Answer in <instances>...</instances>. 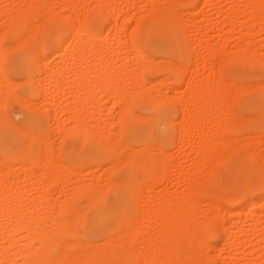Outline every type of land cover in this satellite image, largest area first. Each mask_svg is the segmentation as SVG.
<instances>
[{
	"label": "bare ground",
	"instance_id": "obj_1",
	"mask_svg": "<svg viewBox=\"0 0 264 264\" xmlns=\"http://www.w3.org/2000/svg\"><path fill=\"white\" fill-rule=\"evenodd\" d=\"M1 1L4 2L5 0ZM23 1H25V3ZM23 1L22 2L25 4L24 10L17 9L16 7L18 6L16 5H9L12 6L11 8L7 6L8 10L4 9L6 6H3L4 8L0 6V28H6V33L12 32V36L9 35L11 36L9 39H12V43L14 41L13 44L15 46L13 45L12 47L16 48L21 38L24 36V38L28 39L21 42H23L24 45L28 42L27 44L29 46L26 45L30 48L31 45L29 43L38 39L36 34L39 32V28L37 27L38 30L35 28L37 32L34 30V27H36L34 25L35 20H40V23L43 22V25H40L44 27L46 22L59 24L60 17L62 19L65 18L63 20H66L72 34L69 32L63 37L55 38L54 41L56 42L49 53L52 58L50 61H48L50 58L48 59V55L44 52L39 53V56H36L37 54L34 55L36 57L31 56V53L29 57V51L27 50V52L24 53L28 56L24 59L23 75L36 95H42L50 101H48V106L50 107L56 104L53 94H55L57 90L63 91L67 98L63 104H61V106L63 105L62 110H64L62 112L63 115L68 117L66 120L64 119L62 127L58 129L59 139H62L63 142L73 140L80 147L89 146L91 150H89L88 153H83L84 155L78 158H72L70 151L65 153L63 149H60L61 147L55 149L49 142L50 140L48 139L47 132H44L41 119L31 114L29 117L27 116L29 119H26L25 122L37 124L35 128L28 129L19 126V133H5L4 124L6 123H4L5 118L3 117L5 93L4 91H0V199L4 202V199L11 198L12 202H14L13 206L10 204L12 208L9 210L3 209L5 210L3 212L1 211L3 217H0V264L4 262L5 264H176V262L179 261L181 263L185 261L188 264H208L209 259L202 251L206 253V250L211 249H209V247H212L209 242L213 239L212 237L215 236L216 222H221L220 226L222 227V219L225 224L220 230L223 231L224 229V244L219 250L220 253L228 252V250H232V248L236 249L239 243L242 245V243L247 242L248 244V242L252 243L256 238H260L261 241H256V247L263 249V252L259 254V263L257 264H264V219L256 217L259 220H254L253 218V211L258 207L261 212L264 213V203L259 206L261 201L264 202V195L255 198L247 194V192L253 188H264V162L262 163L264 158L261 157L260 152L259 154L254 153L253 155L252 153L254 150L253 152L248 151L243 154L238 153L240 150L237 148L238 144L239 146L240 144L243 146V139L241 140L243 143L236 142L235 140L240 136H238V138L233 136L235 139H232H234L237 144L236 146L234 141L229 139L226 135L237 133L236 130L239 128L237 125L239 120H236L235 117H238V119L240 118V121L242 118L244 121L245 117L238 112L236 113V111L232 109V106L228 108V106H224V102L223 105L221 102H218V97H220L218 96L220 94H218V92L220 89H225L226 98L222 99L224 95L221 96V99L225 101L230 99L236 102L242 94H257V97L263 98V103L247 102L246 106L254 108L252 116L250 115L249 119L246 121H249V124L250 120L252 121L251 126L254 125L256 131L260 132L261 139H258V141L261 140L262 142L260 141V143L264 145V84H261V86L258 83V86L254 85V87H252V85L244 86L245 84H241L244 88L240 86V84H234V86L237 87H235L237 90H234L233 88H228L227 83L229 81L227 82L224 78V74L231 69L235 71L237 68H241L250 71L251 68L264 63L262 60L263 57L261 56L262 59H260L259 54L256 56L257 54L254 53L256 54L254 55L243 45V47L240 45L238 50L231 54H228L223 47L218 50L214 49V51L210 50L208 53L212 52V57L208 59L209 61L207 59V61H204L203 59L202 68L206 69L205 67L207 65H205V62H210V59L213 60L215 57L218 59L217 57H219L220 63H217L219 64V66L217 65L219 68L218 72L220 73H218L219 79H216L217 82L211 81L213 83L215 82L213 85L211 84L212 86L208 85L206 81L209 77L203 76L198 79V74L196 72H199L201 68H199L200 65H197L198 67L194 66V70L191 71L190 75L191 81H188L189 84L186 86L181 98L178 94L184 85V72L187 70L186 67L192 64L193 58L195 57H193L194 54H192V51H189V48L179 47L178 44H176V41H186L181 40L180 37L185 27L187 29V26H185L186 20L181 14L183 10H180L181 1L184 2V0H164L163 2L161 0H147V7L150 8L148 10V18L142 20L138 18V22L136 21V25L134 24L132 29L127 27L129 25H126L128 23L127 19L123 21L126 23L121 26L122 28L119 30L121 33L119 34L117 32L121 35L117 43L119 44L120 41H122V43L123 41H131L130 51L123 57L117 55L118 57L116 59H120L119 62L121 63L127 61L131 63V65L126 66L124 64L125 67L121 65V67H123L122 69L118 67V64L116 66L113 60L111 62L110 58H106V56L100 52H98L99 54L97 55L94 53L92 63L86 60L90 62V64H86L87 62L84 63V60H82V58L88 55H85L87 51H84L82 48L83 45L86 47L85 41H101L104 36H110L114 29L118 31V28H120L118 27L119 18L116 15L117 12H115V9L120 3H116L115 0V4L112 3L113 0H94L100 3H96L93 7L99 12L100 19L105 26L108 25V28L105 30L96 31L91 28V13L89 9L93 7L91 6L90 8L88 6L91 1V4H93V0L88 1V3H86L87 5L83 4V8L85 5L89 7H86L88 10L86 9L85 12H83L84 14L82 13L84 9L81 10L82 6L79 7L80 4L78 5V2L75 6H73L74 4L72 6L65 5L71 14L75 15L67 17L53 11L52 13H50L51 11L49 12L51 16L50 14L47 15L46 12L48 11H46L43 6L44 0ZM45 1L47 2V0ZM130 1L131 0H125L124 2ZM185 1V3H182L183 6L186 4L188 7L190 6V8L193 7V9H190L191 12L189 11V13H187L189 15H186V17L196 22L195 31L198 32L202 24L197 26V23L204 21L206 16L204 8L207 7L205 6L211 2L213 3L215 0ZM238 1H247L245 2V7L241 8V10L243 9L242 11L232 5L234 7L230 6L228 9H220V13L231 17V15L234 14V9H238L241 11V15L238 14L239 16H248V19H246L247 21L244 22V26L242 24V27L251 30L258 24H255L256 18L262 19L261 16H258V13L261 12L264 0H236V2ZM46 2L45 4L48 6ZM61 2L64 3L62 0ZM230 2L231 1H229V3ZM70 4L72 3L70 2ZM221 5L222 4H220V6ZM225 7L226 6H224V8ZM81 14H83V17L80 20ZM235 14L237 15V13ZM5 16H7L10 21H4L6 18ZM49 16L51 18H48ZM237 22L239 21L228 18L224 23V26H226L228 30H223V34L220 36L223 41H227L228 38H230L226 36L228 35L226 33H234L236 31V28H238ZM201 29L203 30V28ZM185 31L187 32L188 30ZM3 33L4 35L0 37L1 43L7 35L5 32ZM28 33L32 35H28ZM126 33L128 35H126ZM38 34H40V32ZM187 34L186 36L189 37ZM195 34L193 35L195 36ZM123 35L127 36L128 40L123 39ZM20 36L22 37L20 38ZM250 36L252 37V34L248 33L246 37L250 39ZM242 38H238L236 41H241L240 43L244 44ZM16 41L18 44L15 43ZM65 41H72L73 46H78V48L72 49L76 51L70 53L71 50L69 46L65 47L64 45L66 44ZM82 41L85 43L83 44ZM114 41H117V39ZM145 41H164L166 44L164 48V55L166 58L156 63V58L143 49ZM200 41H211V39L203 40L202 38ZM12 43L9 45H12ZM120 45L122 44H119V46ZM247 46H249V44H247ZM19 47L20 45L17 48ZM5 49L0 52V86H4V81H7V83L10 81L7 78L5 70V65L8 63V52L10 53V51H6L10 48L6 51ZM250 52L253 55H250ZM213 62L214 64L216 63L215 61ZM196 63L194 65H196ZM60 64H66L67 66L64 73L58 75L56 67ZM154 70H160L167 74L165 80L170 84L167 89L169 91L168 93L171 95H161L162 90H160L159 87L162 89L163 86L161 85L163 83L167 85L166 82L162 81V84H160V82L154 83L153 80L152 82L147 77V75ZM162 72L160 73L162 74ZM233 73L234 72L231 73V75H233L231 77L235 80L240 79L248 81L253 78L249 73H239L237 75ZM37 75L40 79L39 83H42V85L38 84V86H35L36 83H33L37 80ZM72 83L74 87L78 89L77 92L83 97V100L85 97V99L91 101L94 107L98 105L95 99L97 91L98 94L101 93L103 96L113 98L112 110L113 108L119 107L120 112H118L117 121L112 127L108 126L102 128V132L100 134L98 132L97 134V132L93 130L94 126L90 125L91 118H94L92 113L87 116L84 114L85 112L75 113L73 111L72 107L81 103L75 100L73 96L74 94L72 92L74 90L72 89L73 91H71V87L73 86ZM205 83L207 85L206 88L209 89V86H211V88L207 90L208 92L206 91L207 93L203 94L205 91L202 93V91L199 92V90ZM230 83L231 81L228 83L231 87L233 84ZM232 83H234V81ZM10 85L12 86V84ZM6 88L7 87H5V89ZM76 88L75 90H77ZM9 89L10 88L7 90ZM154 90L156 92L160 90V95L154 96L155 94L153 95V92L151 93V91ZM1 93L3 94L1 95ZM12 94L14 93L12 92ZM195 96H200V99ZM192 98L195 100L199 99V101H195V105H191L190 107V103L193 101ZM20 100L18 101L20 102ZM33 107L35 106L31 105V109ZM135 108L150 111V114L147 116H138L135 114L136 112L134 113ZM28 109H30V106H28ZM213 112L216 113L215 116L212 115ZM202 116L205 118L203 120L206 123L211 121L213 125H215L213 121H218V124L221 122L220 128L216 127V123L213 141H211L212 139L207 140L201 149V152L204 154L201 165H203V168H206V172L202 176L203 178L201 181H199L200 179L197 180V178V181H193L191 173V176L189 174H185L187 176L181 174V177V175L176 172L177 174H175L181 177L179 178L181 180L177 178L180 182H182V180L185 182V179L186 182L187 180L188 182L190 181L189 188L182 190V192H178L175 198L171 196V199L170 196V198L163 196L162 198L160 197V200H155L157 202L154 204L153 208H151L152 210L149 211L147 208L148 214H144L145 212L142 214H144V219H146V221H148L147 218L151 217L149 221L153 222V227L154 223H162V228L158 231H154L152 226L148 227V230L142 231L143 236H141L136 230L135 223L132 220L134 206H136L139 197L143 193L140 192V189L144 190V187H147H145V189L148 193H146L145 198H150L151 201L153 197L151 198L148 194L150 192L152 194L154 189H159L161 182L167 180L168 172H170L172 166L167 162L170 156L162 150L163 147L168 143L173 144L176 141L181 143V145L182 142L185 143V140H187L186 137L188 133H190L189 131L192 132L193 130L191 125L198 127L201 123L200 118H203ZM229 116H231V120H229ZM173 117L179 119L180 124L177 123L179 125L177 126L176 124V127L172 129L170 127L174 124V121H172ZM80 120L84 122L80 123ZM235 121H237V129L235 128L236 126H234ZM240 121L239 125L241 123ZM184 122H189V125L186 126ZM141 123H144L145 126H140ZM222 123L223 125L226 123L228 125H224V128ZM97 126L99 127L100 125ZM201 126L203 125L201 124ZM9 127L11 126L9 125ZM114 127L118 129V134L115 132L118 135L117 138L115 137L116 134H114ZM125 136H129V140L125 139ZM154 137L158 139L155 142L152 139ZM11 140H18L19 143H13ZM237 141H239V139ZM247 141H245V143ZM255 141L249 139V142H251L250 146L255 143L256 145H260L259 142L257 144V141ZM247 145L248 142L246 144V149L249 148ZM54 150H59L60 152H56L58 153L56 155V153L54 154ZM190 153L194 154L195 152ZM236 153H238L240 157L236 161L234 168L235 170H240L243 175L241 181L238 182L240 190L236 195L225 199L226 202L223 199V202L226 204L236 206L235 212L228 215L226 214V217L222 215L223 218L222 216L220 217V213L217 212L218 214L216 213V216H213L212 219H209L207 222L203 220L204 223L201 224L198 218H192L196 207L195 204L198 201L196 198L203 195L210 204L216 205L214 202L217 200V193H210V189L214 188L219 191V188L222 186V172L227 170L230 162L232 163V161L236 160ZM191 154L186 155V158H189ZM238 154L236 156H238ZM261 159L263 160L261 161ZM73 163H77V167L79 168L73 169L71 165ZM85 166H88L85 168L88 171L90 168H95L91 172L95 171L97 167L105 166L106 171H113L114 174H110V176H108L109 178L105 179V184H103V180L100 178L96 179V183H84L80 178L81 175H83L82 169ZM14 167L16 170H14ZM178 167L179 166H176V168ZM179 168H181V166ZM182 169L184 170L185 168ZM9 173L13 174L11 175L13 176L12 179H17L18 177L23 178L22 182L20 179H17L15 180L16 182L14 181L17 184L12 183L7 188L3 187L2 183ZM75 175H80V178L78 179L76 177L72 180L71 176L75 177ZM139 176L143 178L139 179ZM251 176L255 177V185L253 187H249L245 182V180ZM184 177L185 179H182ZM143 184L144 186L142 187ZM230 184L233 185V183ZM167 185L168 184H166V186ZM53 187H55L54 190L52 189ZM56 187L58 188L59 198H51L50 193L54 194V192H56L55 189H57ZM164 190L166 189H163V191ZM36 192H41V196L38 199L32 198L33 194ZM142 197L143 196L140 198ZM145 198L143 197L144 200ZM187 198L190 200L187 201ZM2 200H0V202ZM23 206H26V208H23ZM38 211L41 213L38 214ZM218 215L221 221L217 218ZM215 217L219 221L215 219ZM136 223H138V220ZM113 224L116 225L113 227ZM157 227L156 229H158ZM216 229L219 230V228ZM238 229H243V231L240 232ZM100 238H104L105 240L100 243L97 241ZM208 240L210 241L208 242ZM240 248L242 247L240 246ZM257 251L255 252V250H253L252 253H257ZM238 253L242 252L240 251ZM223 261L224 264H236V258L232 256L223 257ZM252 264H255V262H252Z\"/></svg>",
	"mask_w": 264,
	"mask_h": 264
},
{
	"label": "rangeland",
	"instance_id": "obj_2",
	"mask_svg": "<svg viewBox=\"0 0 264 264\" xmlns=\"http://www.w3.org/2000/svg\"><path fill=\"white\" fill-rule=\"evenodd\" d=\"M23 0H5L4 2L3 1H1L0 0V2H2V3H0V6H6L4 9H6V10H8V7H12L13 5H16V6H18V7H16L17 9H20V10H24V8H25V1H23ZM56 1V2H55ZM64 3H62L61 2V0H47V2L44 0V8L46 9V11H48V12H46L47 13V15L48 14H50V13H52V11L53 12H55V13H58V14H60V15H62V16H64V17H67V16H70V15H74V14H71V12L69 11V9H67V7H65V5L66 6H72L73 4V6H75V4H77V2H78V5H79V7H81V10L82 9H84V10H82V13L83 12H85V10L87 9V8H91V6L93 7V6H95L96 5V3L98 4V2L97 1H94L93 0V4H91L92 3V1H91V3L89 2V7L88 6H86L87 4L86 3H88V1H90V0H62ZM66 1V2H65ZM116 1V3H120L118 6H117V8L115 9V12H117L116 13V15L118 16V18H119V26L118 27H120V28H118V31H116L115 29L113 30V32L111 33V35L109 36L108 35V37L107 36H104V38H102V40L101 41H85V42H83L82 41V43L84 44H86V47L83 45V50L84 51H87V52H85V55H87V56H83L84 58H82V60H84V63H86L87 61H90L91 63H92V57H94L93 55H94V53H95V55H97V54H99L98 52H100V53H102V54H104L105 56H106V58L108 57V58H110L111 59V62H112V60H113V63H115V65L117 66V64H118V67H121V65L123 66L124 64L127 66H130L131 65V63H128L127 61H122L123 63H121V62H119L120 61V59H116L118 56H120V57H123V56H126L127 55V52L128 51H130V43H131V41H123V43H122V41H120V43L119 44H122V45H120L119 46V44L117 43V42H119L118 41V38H120V36L121 35H119L120 33H121V31H119V30H121V26H123L126 22H123L124 20H128V23L126 24V25H128L127 27L129 28L130 27V29H132L133 27H134V24L136 25V21L138 22V18H139V20H142V19H146V18H148V13H149V7H147L148 5H147V0H131L130 2H124L123 0L121 1V0H115ZM114 0L112 1V3L113 4H115L114 2H115ZM139 1V2H138ZM162 2L164 1V0H161ZM220 1V2H219ZM225 3H224V2ZM229 1H231L230 3H229ZM9 4H8V3ZM23 4H22V3ZM45 2L46 3H48V6L45 4ZM59 2V3H58ZM68 2V3H67ZM70 2L72 3V4H70ZM162 2H160V3H162ZM186 1L184 0V2H182L181 1V8H180V10H183V11H181V14L183 15V18L187 21H185V26H187V29H186V27H185V29L182 31V33H181V35H180V37H181V40H186V41H176V44H178V46L179 47H183V48H186V49H188L189 48V51L191 52L192 51V54H194L193 55V62H192V64H190V65H188L187 67H186V69L188 70H185V72H184V85H183V87L180 89V93L178 94V96L179 97H181L182 98V96H183V92L185 91V89H186V86H188V84H189V82L191 81V77H190V75H191V71L192 70H194V66H196V67H198L197 65H200L199 66V68H201V70H199V72H196L197 74H198V79H200L201 77H203V76H207V77H209L208 79L210 80H208L207 79V84L208 85H213L215 82H217V80L216 79H219V75H218V66H219V64H217L218 62L220 63V60H219V57H217L218 59H216V57L213 59V60H211L210 59V62H205V65H209L208 67L206 66L205 68L206 69H204V68H202V65H203V59H204V61H207L209 58H211L212 57V52L211 53H208L210 50H213L214 51V49L216 50H218V49H221L222 47L223 48H225V50H226V52L228 53V54H231L232 52H234V51H237L238 50V48H239V46L241 45H243L244 47H246L249 51H251L253 54L254 53H256V54H254V55H256V56H258V54L260 55L259 56V58L260 59H262L261 58V56L263 57V62H264V21H263V18H264V2H263V4H262V8H261V12H259L258 13V16H261L262 17V19H259V18H256V22H255V24L256 23H258L257 25H255L256 27H253L251 30L250 29H248V28H246V27H242V24H243V26H244V22L245 21H247L246 19H248V16L247 15H242V16H239L238 14H240V12L243 10H241V8H244L245 7V5H246V3L245 2H247V1H238V2H236V0H215V1H213V3H212V5H211V3L210 4H207L205 7H207V8H204L205 10V18H204V21H202V22H200V23H197L198 25L197 26H199L200 24H202V25H200V28L198 29V30H200V31H198V32H196L195 31V26H196V22H193V20L192 19H190L189 17H186V15H189V14H187V13H189V11L191 12V10L190 9H193V7H191L190 8V6L188 7V5H184L183 6V4L182 3H185ZM222 2V3H221ZM228 2V3H227ZM60 3H61V6H60ZM100 3V2H99ZM134 3V4H133ZM138 3V4H137ZM236 3V4H235ZM238 3V4H237ZM243 3H245V4H243ZM83 4H86L85 6H84V8H83ZM220 4H222L221 6H220ZM9 5H12V6H9ZM59 5V6H58ZM77 5V6H78ZM146 5V6H145ZM211 5V6H210ZM232 5H234L235 6V8H238L239 10H241V11H239L238 9H234L235 11H237V12H235L234 11V14H232L231 15V17H229V16H225V14H223V13H220V9L222 10H224V9H228L230 6H232ZM8 6V7H7ZM56 6V7H55ZM161 6V5H160ZM218 6V7H217ZM221 8H220V7ZM223 6V7H222ZM224 6H226L225 8H224ZM228 6V7H227ZM234 6H232V7H234ZM239 6V7H238ZM87 7V8H86ZM214 7V8H213ZM65 8V9H64ZM142 8V9H141ZM146 8V9H145ZM194 8H196V7H194ZM217 8H219V9H217ZM93 9V10H92ZM88 10V9H87ZM51 11V12H50ZM68 11H69V13H68ZM50 12V13H49ZM89 12L91 13V15H90V17H91V28L92 29H94V30H96V31H103V30H105L106 28H108V25L107 26H105V24L101 21V19H100V14H99V12L97 11V9H95L94 7L93 8H91V9H89ZM263 12V13H262ZM235 13H237V15L235 14ZM84 14V13H83ZM83 14H81V16H80V20L82 19V15ZM119 14V15H118ZM241 15V14H240ZM50 16H51V14H50ZM48 17V18H51V17ZM75 16V15H74ZM245 16V17H244ZM6 17V18H5ZM4 18V21L5 20H7V21H10V19L8 20V18H7V16H5ZM210 19H209V18ZM235 17V18H234ZM247 17V18H246ZM38 18V17H37ZM36 18V19H37ZM40 18V17H39ZM47 18V19H48ZM182 18V19H183ZM226 18V19H225ZM228 18L229 19H235V20H237V21H239V22H237L238 23V28H236V31L234 32V33H226V34H228V35H226V36H228V37H230V38H228V40L227 41H223L221 38H220V36L223 34V30H228V28L226 27V26H224V23L228 20ZM42 19V18H41ZM47 19H45V20H47ZM63 19H65V18H63ZM61 17H60V20H59V24H51V23H45L44 24V27H42V25H43V22H41L40 23V20H35V22H34V25L36 26V27H34V30L37 32V27L39 28V32H40V34H38L39 32H37V37H38V39H36L35 41H31V43H29L30 45H31V47L30 48H28L27 47V45L25 44H23V42H21V41H23V40H27L28 38H24V36L22 37V36H20V38H21V41H20V43L18 44L17 43V41L15 42V43H17L18 45L16 46V48H14V47H12L14 44V41H13V43H12V39H9V37H11L12 35V32L10 33V32H7L6 33V28L4 29H1L0 28V37L1 36H3L4 35V33L3 32H5L7 35H6V38L4 39V41H2V43L0 42V52L1 51H4L3 49H5L6 47H8V48H6L5 49V51L7 50V49H9V50H7L6 52H8V51H10V53L8 52V63L5 65V70H6V75H7V78H8V80H10L8 83H7V81H4V86L5 87H7L6 89H5V87L4 86H0L2 89H4V90H2L1 88V90L0 91H4V114H3V117L5 118L4 119V123H6V124H4V132L5 133H19L20 132V129H19V126L20 127H24V128H28V129H30V128H35L36 127V125L37 124H35V123H26L25 121H26V119H29V118H27V116L29 117V115L31 114V115H34V116H36V117H38L39 119H41V122H42V127H43V129H44V132L46 133L47 132V136H48V139L50 140L49 142L51 143V145H53V147H55V149L57 148H59V147H61L60 149H63L64 150V152L65 153H67L68 151H70L71 152V155H72V158H78V157H80V156H82V155H84L83 153H88L89 152V150H91L90 149V147L89 146H85V147H80L75 141H73V140H69V141H66V142H63V140L62 139H59L60 137H59V132H58V129L60 128V127H62V124L64 123V119L66 120V118L68 117H66V115H63V112L62 111H64V110H62V107H63V105L61 106V104H63V102L65 101V99L67 98V97H65V95H64V93H63V91L62 90H57L56 92H55V94H53L54 95V99L56 100L55 101V105L54 106H48V99H46V98H44L42 95H36L33 91H32V88H31V85H29V83H27L26 82V80H25V76L23 75V70H24V59H25V57H27L28 55H29V57H30V54H31V56H34V55H36V56H39V53H42V52H44V53H46L47 55H48V61H50L52 58H51V56L49 55V53H50V51L52 50V48L54 47V44H55V42L56 41H54L55 40V38H58V37H63L65 34H67V33H71L72 34V32L69 30V28H68V25H67V22H66V20H63ZM190 19V20H189ZM189 20V21H188ZM38 21V22H37ZM42 21V20H41ZM37 22V23H36ZM45 22V21H44ZM206 22H207V24H206ZM209 22V23H208ZM1 23V22H0ZM5 23V22H4ZM7 23V22H6ZM10 23V22H9ZM79 23V22H78ZM184 23V22H183ZM261 23H263V24H261ZM8 24V23H7ZM38 24V25H37ZM40 24H42V25H40ZM241 24V25H240ZM6 25V24H5ZM125 25V26H126ZM41 26V27H40ZM189 26V27H188ZM191 26V27H190ZM194 26V27H193ZM5 27V26H4ZM37 30H36V29ZM42 28H43V30H42ZM201 28H203V30L201 29ZM241 28V29H240ZM191 29H192V31H191ZM246 29H248V30H246ZM5 30V31H4ZM185 30H188L187 32L185 31ZM194 30V31H193ZM209 30V31H208ZM254 30V31H253ZM1 31H3V32H1ZM114 31H115V33H114ZM249 31V32H248ZM119 34H118V33ZM186 32V33H185ZM195 32H196V34H195ZM188 33V34H187ZM198 33V34H197ZM204 35H203V34ZM236 33V34H235ZM248 33H250V34H252V37L250 38V39H248L246 36H247V34ZM30 33H28V35H29ZM118 36H117V35ZM186 34L189 36V37H187L186 36ZM193 34H195V36L193 35ZM246 34V35H245ZM9 35H11V36H9ZM27 35V36H28ZM30 35H32V34H30ZM126 35H128L127 33H126ZM201 35V36H200ZM203 35V36H202ZM208 35V36H207ZM15 36V35H14ZM19 36V35H18ZM191 36V37H190ZM242 36H243V38H242ZM17 37V36H16ZM29 37V36H28ZM209 37V38H208ZM211 37V38H210ZM214 37V38H213ZM128 37L127 36H125V35H123V39H126V40H128L127 39ZM190 38V39H189ZM197 39V41H196V39ZM202 38H203V40H210L211 39V41H200V40H202ZM233 38V39H232ZM238 38H242L243 39V42H244V44L243 43H240L241 41H236ZM246 38V39H245ZM7 39H9V40H7ZM117 39V41H114V40H116ZM195 39V40H194ZM230 39V40H229ZM232 39V40H231ZM235 39V40H234ZM228 41H229V43H228ZM66 42V44H64L65 45V47H68L69 46V49L71 50L70 51V53L73 51L72 49H74V48H78V46H76V45H74L73 46V44H72V41H65ZM97 42V43H96ZM164 41H145L144 42V44H143V49L148 53V54H151L152 56H154L155 58H156V63H158V61L160 62V61H162L163 60V58L165 59L166 57H165V55H164V48H165V46H166V44H165V42L163 43ZM191 42V43H190ZM201 42V43H200ZM239 42V43H238ZM247 42V43H246ZM10 43H12V45H9ZM88 43V44H87ZM23 44V45H22ZM71 44H72V46H71ZM95 44V45H94ZM162 44V45H161ZM223 44H227L226 46L225 45H223ZM247 44H249V46H250V48H249V46H247ZM20 45V47L22 48H17L18 46ZM161 45V46H160ZM164 45V46H163ZM3 46V47H2ZM15 46V45H14ZM29 46V45H28ZM87 46H88V48H87ZM242 46V47H243ZM90 47V48H89ZM129 47V48H128ZM93 48V49H92ZM108 49V50H107ZM14 50V51H13ZM27 50L29 51L27 54L28 55H25L24 53L25 52H27ZM31 50V51H30ZM88 50H90V51H88ZM111 50V51H110ZM24 51V52H23ZM40 51V52H39ZM76 51V50H75ZM75 51H73V52H75ZM195 51V52H194ZM72 52V53H73ZM90 52V53H89ZM92 52V53H91ZM124 52V53H123ZM201 52V53H200ZM250 52V55L252 54ZM114 53V54H113ZM197 53V54H196ZM112 54V55H111ZM202 56H201V55ZM204 54H205V56H204ZM211 56H210V55ZM252 54V55H253ZM92 55V56H91ZM118 55V56H117ZM199 55V56H198ZM36 56H34V57H36ZM115 58H114V57ZM210 56V57H209ZM198 59H197V58ZM202 58V59H201ZM197 59V60H196ZM207 59V60H206ZM87 60V61H86ZM209 61V60H208ZM213 61H215L216 63L214 64V62ZM72 62V61H71ZM90 62H87L86 64H90ZM197 62V63H196ZM211 62H213V63H211ZM262 62V63H263ZM112 63V64H113ZM127 63V64H126ZM196 63V65H194ZM125 65L123 66V67H125ZM218 65V66H217ZM263 65V66H262ZM66 64H60L59 66H57L56 67V71H57V74L58 75H61V74H63L64 73V71H65V69H66ZM123 67H121L120 69H122ZM214 68H216V69H214ZM62 69H63V71H62ZM213 69V70H212ZM205 71V72H204ZM216 71V72H215ZM62 72V73H61ZM160 72H162V71H160V70H154L152 73H149L148 75H147V77L152 81H154V83L156 82V83H159L160 82V84H162L163 82H166V84L167 85H165V83H163L161 86H163L162 87V89H161V87H159V89L160 90H162L161 92H160V90H159V92H156L155 90L154 91H151V93L153 92V95L154 96H157V95H160V93H161V95H167V96H169V95H171L170 93H168L169 91H168V89H167V87L168 86H170V84H168V82L165 80L166 79V77H167V74L165 73V72H162V74L160 73ZM232 72H234L233 74H239V73H246V74H250L253 78L251 79V80H248V81H243V80H238V79H234L233 77H231V76H233V75H231V73ZM165 73V74H164ZM190 73V74H189ZM0 74H1V72H0ZM220 74V73H219ZM166 76V77H165ZM36 78H37V80L35 81V82H33V83H36L35 84V86H38V84L39 85H42V83L40 84L39 82H40V79H39V76L37 75L36 76ZM162 78V79H161ZM213 78V79H212ZM224 78H225V80L228 82H230L231 81V83L230 84H233L231 87L229 86V82L227 83V85H228V88L229 89H236L237 87L236 86H234V84L235 85H239L240 84V86H243L244 84V86H250V85H252V87H254V85H256V86H258V83H259V85H263L264 83H263V81H264V63L263 64H260V65H258L257 67H254V68H251L250 69V71H248V69H241V68H237V70H235V71H233V69H231L230 71H228V72H226V74H224ZM157 79V80H156ZM186 79V80H185ZM25 80V81H24ZM39 80V81H38ZM161 80V81H160ZM12 81V82H11ZM152 81V82H153ZM163 81V82H162ZM189 81V82H188ZM211 81H215L214 83L213 82H211ZM234 81V83H232ZM6 82V83H5ZM11 82V83H10ZM257 83V84H255V83ZM71 83V82H70ZM1 84V83H0ZM10 84H12V86L10 85ZM14 84H15V86H14ZM73 84V83H72ZM241 84H243V85H241ZM18 85V86H17ZM44 85V84H43ZM204 85H206V83L204 84ZM203 85V87L199 90V92H201L202 91V93H203V91H205L203 94H205V93H207L208 91L207 90H209L210 88H211V86H209L210 88L208 89V88H206L207 87V85L206 86H204ZM261 85V86H262ZM14 86V87H13ZM29 86H30V88H29ZM34 86V85H33ZM72 86V85H71ZM234 86V87H233ZM240 86H239V88H240ZM244 86H243V88H244ZM255 86V87H256ZM42 87V86H41ZM149 87V86H148ZM236 87V88H235ZM8 88H10L9 90H7ZM75 88L76 87H74V84H73V86L71 87V91H73L72 93L74 94H72L73 96H74V98H75V100H77L78 102H80L81 104H78L77 106L75 105V106H73L72 108H73V111L76 113H79V112H85L84 114H86L87 116L88 115H90L91 113H92V116L95 118H91V121H90V119H89V121H90V125L91 126H94V131L95 132H97V134H98V132H99V134L102 132V128H105V127H112V125L117 121L116 119H117V117H118V112H120V108L119 107H116V108H113V110H112V104H113V98H110V97H106V96H103L101 93H99L98 94V91H97V94L95 95V99H96V101L98 102V105H96L95 107L94 106H92V104H91V101H88V99H85V97H84V100H83V97L81 96V95H79V92H77L78 91V89L77 90H75ZM13 89V90H12ZM73 89V90H72ZM204 89V90H203ZM242 89V88H241ZM153 90V89H152ZM237 90V89H236ZM9 91V92H8ZM32 91V92H31ZM157 91H158V89H157ZM207 91V92H206ZM232 91V90H231ZM12 92L15 94H12ZM156 92V93H155ZM63 93V94H62ZM158 93V94H157ZM201 93V94H202ZM220 93V94H219ZM3 93H1V95H2ZM218 96H220V97H218L219 99H218V102H221L222 103V105L224 104V106L225 107H227L228 106V108H230L231 106L233 107L232 109L234 110V111H236V113L238 112V113H240V115H243V117H245L244 119V121H243V118L241 119V121H240V118L238 119V117H235L236 118V120H239L241 123H240V125H239V121H238V124H237V121H235V125L234 126H236L235 128L237 129V125L239 126V128L236 130L237 131V133L235 132V134H233L232 135V133L231 134H228V135H226V136H228V138L229 139H232V138H234L235 139V137H237L238 138V136H240L238 139H239V141H237V140H235L236 142H244L245 143V141H247V139H248V145H247V147L249 146V148L248 149H246V144H247V142L245 143V145H244V143L242 144L243 146H241V144H240V146H239V144H238V147L237 148H239L238 150H239V152L238 153H241V154H243V153H247L248 151L250 152H253V150H254V152L252 153L253 155H254V153H258L259 154V152L261 153L260 155H261V157H263L264 158V145L263 144H261L260 143V141H258V139H261L260 137V132L259 131H256V128H255V126L253 125V126H251L252 124H251V120H250V124H249V121L247 122L246 120L247 119H249V117H250V115L252 116V114H253V108L254 107H252V108H250L251 106H246L247 105V102H251V103H263V98H261V97H257L256 95L257 94H255V95H250V94H248V95H246V94H242L240 97H239V99L236 101V102H233V101H231L230 99H227V100H229V101H225V100H222V99H224V98H226L225 97V95H226V92H225V89H220V91L218 92ZM222 94V95H221ZM15 97H14V96ZM64 95V96H63ZM199 95V94H198ZM224 95V96H223ZM6 96V97H5ZM13 96V97H12ZM19 96H20V98H19ZM221 96H223V98L221 99ZM195 97H198L199 99H200V96H195ZM194 97V98H195ZM197 98V99H198ZM21 99V100H20ZM64 99V100H63ZM112 99V100H111ZM196 99V98H195ZM195 99H193L192 98V102L190 103V107H191V105L192 106H194L195 105V101L197 102V101H199V99L198 100H195ZM18 100H20V102L18 101ZM21 101H23V102H21ZM46 101H47V104H46ZM70 101H71V99H70ZM244 101V102H243ZM31 102V103H30ZM50 102V101H49ZM62 102V103H61ZM83 102H85V103H83ZM88 102V103H87ZM224 102V103H223ZM227 102V103H226ZM182 103V102H181ZM180 103V104H181ZM194 103V104H193ZM220 103V104H221ZM197 104V103H196ZM31 105H33V106H35V107H33L32 109H31ZM58 105H59V107H58ZM182 106H183V103L181 104ZM28 106H30V109H28ZM60 106H61V109H60ZM98 106V107H97ZM96 107H97V109H96ZM35 108V109H34ZM101 108H103V109H100ZM110 108H111V111H110ZM44 109V110H43ZM117 109V110H116ZM143 112H142V111ZM97 111V112H96ZM112 113H110V112ZM113 111V112H112ZM136 112V113H135ZM150 111H147V110H143V109H139V108H135V110H134V113L135 114H137L138 116L140 115V116H147V115H149L150 113H149ZM61 113H62V115H61ZM110 113V114H109ZM212 114V113H211ZM210 114V115H211ZM5 115V116H4ZM6 115H7V117H6ZM76 115H78V114H76ZM85 115V116H86ZM110 115V116H109ZM212 115H216V113L215 112H213V114ZM64 116V117H63ZM2 117V118H3ZM203 117V116H202ZM217 117V116H216ZM216 117H212V118H216ZM230 117L231 116H229V120H231L230 119ZM1 118V119H2ZM7 118V119H6ZM9 118H10V120H9ZM53 118V119H52ZM234 118V119H235ZM203 119H205L204 117L201 119L200 118V124L198 125V127H196V126H194V125H191V128L193 129H191L192 130V132L191 131H189L190 133H188V135H187V137H186V139L187 140H185V143L184 142H182V145H181V143H179L178 141H176L175 143H173V144H167L165 147H163V149L162 150H164V152H166L167 153V155H169L170 157L168 158V160H167V162H168V164H170V166L172 165H174L173 167L171 166V169H170V172H168V175H167V180H164L163 182H161V184L159 185V189H154V191H152V194H153V196H152V194H151V192L148 194L152 199H151V201H150V198L149 199H147V198H145V195H146V193H148V192H146V189H145V187H144V190H142V189H140V192L143 194H141L140 192H138L139 194H141V196H143L144 198H145V200L143 199V197L142 198H140L139 197V199H138V201H137V204H136V206H134V209H133V218H132V220L134 221V225L136 226V230L138 231V233H140L141 234V236H143V233H142V231L144 232V230H148V227H151L152 226V224H153V222H151V221H149V219L151 218V217H149V218H147V220L148 221H146V219H144V214H148V210H147V208L149 209V211H151L152 209L151 208H153V206H154V204H156V202L157 201H155V200H157V199H159L160 200V197L162 198L163 196H167L168 198H170L171 196L173 197V198H175L176 196H177V194H178V192H182V190H185V189H188L189 188V186H190V181L188 182V180H187V182H186V179H185V177L184 178H182V179H185V182H184V180H182V182H180L179 180H181V179H179V178H181L182 177V175L181 174H183V176L185 175V174H189L190 175V173H191V175L193 176H191V178L193 179V181L194 180H196V178H197V180H199V181H201V179L203 178L202 176L205 174V172H206V168H203V165H201L202 164V160H203V158H204V154L201 152V149H202V146L204 145V143L207 141V140H211V141H213V137H214V132L216 131L215 130V128L216 127H219L220 128V126H221V122L218 124V121H213V122H215V125H213V123L210 121V122H208V123H206ZM8 120V121H7ZM84 120V119H83ZM81 121L80 120V123L81 122H84V121ZM202 120H203V122H202ZM13 121V122H12ZM172 121H174V124L172 125V127H170V128H174V127H176V124L177 123H179L180 124V120L179 119H177V118H175V117H173V119H172ZM8 122V123H7ZM10 122H11V124H10ZM97 122V123H96ZM185 124H186V126H188L189 125V122H184ZM211 123V124H210ZM216 123H217V126H216ZM225 123V122H224ZM233 123V122H232ZM16 124V125H15ZM46 124V125H45ZM179 124H177V126L179 125ZM201 124L203 125V126H201ZM206 124H208V125H206ZM227 124V123H226ZM226 124H224L225 126H226ZM228 124H229V122H228ZM227 124V125H228ZM237 124V125H236ZM244 124H245V126H244ZM9 125L11 126V127H9ZM97 125H100L99 127L97 126ZM222 125H223V123H222ZM223 125V126H224ZM249 125V126H248ZM71 126V125H70ZM140 126H145V124L144 123H141L140 124ZM204 126H206V127H204ZM216 126V127H215ZM223 126H222V128H223ZM225 126H224V128H225ZM251 126V127H250ZM18 127V128H17ZM214 127V128H213ZM188 128V127H187ZM250 128V129H249ZM113 129H115L114 130V134H118V129L117 128H113ZM116 132V133H115ZM239 132V133H238ZM57 133V134H56ZM53 134V135H52ZM116 134V138H117V135ZM167 134H169V133H167ZM236 134H238V135H236ZM233 136H235V137H233ZM114 137V136H113ZM259 137V138H258ZM129 136H125V139H127V140H129ZM241 138V139H240ZM153 139V141L155 142V141H157L158 139L156 138V137H154V138H152ZM234 139H232L233 141H234ZM243 139V140H242ZM249 139H253L254 141H255V139H256V141H257V144H258V142L260 143V145H263V146H260L259 144L258 145H256V141L254 142L255 144L253 145L252 144V146H250V143L251 142H249ZM62 140V141H61ZM242 140V141H241ZM245 140V141H244ZM13 143H16V144H18L19 142H18V140H11ZM235 141H234V143H235ZM253 142V141H252ZM262 142V141H261ZM233 143V144H234ZM236 144V143H235ZM234 144V145H235ZM257 147H256V146ZM182 146V147H181ZM236 146H237V144H236ZM255 146V147H254ZM72 150H71V149ZM254 148V149H253ZM257 148V149H256ZM67 149H69V150H67ZM259 149V150H258ZM75 150H77V151H75ZM246 150V151H245ZM75 151V152H74ZM258 151V152H257ZM56 152H60L59 150L58 151H56V150H54V154L56 153ZM190 152H195L194 154H191ZM198 152H200V153H198ZM238 153H236V155L238 154ZM58 153H56V155H57ZM189 154H191L190 155V157L189 158H186V155H189ZM262 154H263V156H262ZM185 155V156H184ZM235 155V159L236 160H234V161H232V163L230 162V164L228 165V167H227V170L226 171H223L222 172V186H221V188H219V191H217L216 189H214V188H212V189H210V193H214V194H216V197H217V200L214 202V204L216 203V205H212V203L210 204V202H208V200H207V198L205 197V196H203V195H201V197L200 196H198L196 199L198 200L197 202H196V204L197 203H199V204H195V210H194V215H192V218H194V217H196V218H198V220H199V222L202 224V223H204V221L205 222H207L209 219H212V217L213 216H216V213L218 212V213H220V217L222 216V215H225V217H226V214L228 215V214H230V213H234L235 212V208H236V206H234V205H230V204H226L225 202H226V200L225 199H227V198H229V197H231V196H233V195H236L237 194V192L240 190V185H239V181H241V179H242V172L240 171V170H235V168H234V166H235V163H236V161L239 159V154H238V156H236ZM172 156V157H171ZM176 156V157H175ZM238 157V158H237ZM172 159H174V160H172ZM177 159V160H176ZM187 159V160H186ZM263 159H261V161H262ZM264 161H262V163H263ZM192 163V164H191ZM72 165V167H73V169H77V168H79V167H77V163H73V164H71ZM183 165H184V167H183ZM260 165V164H259ZM176 166H181V168H176ZM88 166H85V167H83V175H81V178H80V175H75V177H73V176H71L72 177V180L73 179H75L76 177L79 179L80 178V180L82 181V182H84V183H94L95 181H96V179H98V178H100V179H102L103 181V184H105L106 183V181H105V179H108L109 177L108 176H110V174H114V172L113 171H109V170H107L106 171V167L105 166H100V167H97L96 168V170L95 171H93V172H91L93 169H95V168H90L89 169V171L87 170V169H85V168H87ZM92 167H94V166H92ZM190 169H188V168ZM18 168V167H17ZM182 168H187L186 170L184 169H182ZM104 169H105V171H104ZM205 169V170H204ZM14 170H16L15 169V167H14ZM175 170V171H174ZM109 171V172H108ZM227 171H229V172H227ZM174 172V173H173ZM176 172H178V174H180L181 175V177H180V175L178 176V175H176L177 173ZM180 172V173H179ZM182 172V173H181ZM185 172V173H184ZM12 173V172H11ZM11 173H9L7 176H6V178H5V180L3 181V183H2V185H3V187H9V185L10 184H17V183H15L16 181L15 180H19L20 179V181L22 182V180H23V178H21V177H18L17 179L16 178H13L12 179V177L13 176H11V175H13V174H11ZM176 173V174H175ZM233 173H235V174H233ZM106 174V175H105ZM109 174V175H108ZM170 175H171V177H170ZM174 176V177H173ZM185 176H187V175H185ZM10 177V178H9ZM15 177V176H14ZM169 177V178H168ZM8 178V179H7ZM143 177L142 176H139V179H142ZM179 180H178V179ZM255 177H253V176H251V177H249V178H247L246 180H245V182L247 183V185L249 186V187H253L254 185H255V179H254ZM12 179V180H11ZM196 180V181H197ZM12 181V182H11ZM15 181V182H14ZM19 181V182H20ZM198 181V182H199ZM20 182V183H21ZM101 182V183H102ZM197 182V183H198ZM96 183V182H95ZM168 184L167 186H166V184ZM230 183H233V185H231ZM235 183V184H234ZM165 184V185H164ZM102 185V184H101ZM231 185V186H230ZM144 186V184L142 185V187ZM161 186H163V187H161ZM161 187V188H160ZM166 187V188H165ZM225 187V188H224ZM54 188L55 187H53L52 189L54 190ZM57 188V187H56ZM61 188V187H60ZM147 188V187H146ZM167 188H169V189H167ZM163 189H166V190H164L163 191ZM56 190V192H54V191H52V192H54V194H52V193H50L51 195H50V197L51 198H59V193H58V188L57 189H55ZM145 191V192H144ZM165 192V193H164ZM216 192V193H215ZM138 193H137V196H138ZM222 193V194H221ZM155 194H157V195H155ZM169 194V195H168ZM219 194H220V196H219ZM247 194L250 196V197H260V196H263L264 195V188H253V189H251V190H249V192H247ZM41 196V192H36V193H34L33 194V196H32V198H35V199H38L39 197ZM170 196V197H169ZM154 197H156V198H154ZM158 197V198H157ZM172 197H171V199H172ZM199 197H200V199H199ZM223 199H224V201L225 202H223ZM0 200H2V199H0ZM5 200H6V202H5ZM190 199L189 198H187V201H189ZM217 201H219V202H217ZM144 202V203H143ZM9 203V204H8ZM228 203V202H227ZM263 201H261L260 202V204H259V206H261V204L263 205ZM13 206V204H14V202H12V200H11V198H6V199H4V202H3V200L0 202V212L2 211H5V210H9L10 208H12V206ZM149 204V205H148ZM151 205V206H150ZM218 205V206H217ZM10 206V207H9ZM148 206V207H147ZM217 209H216V208ZM222 207V208H221ZM224 207V208H223ZM23 208H26V206H23ZM3 209H5V210H3ZM214 209V210H213ZM141 210V211H140ZM142 210H143V212H142ZM217 210V211H216ZM219 210H220V212H219ZM214 211V212H213ZM216 211V212H215ZM227 211V212H226ZM260 211V212H259ZM2 212H1V218L3 217V214H2ZM139 212H141V213H139ZM145 212V213H144ZM38 214H40L41 212L40 211H38L37 212ZM142 213H144V214H142ZM191 213V214H192ZM217 213V214H218ZM261 213V214H260ZM140 214V215H139ZM149 214H150V212H149ZM253 214H254V216H253V218H254V220H259V219H257V218H262V219H264V213H262L261 212V210H260V208L258 207V208H256L254 211H253ZM143 215V216H142ZM198 215H199V217H198ZM262 215V216H261ZM205 217V218H204ZM257 217V218H256ZM218 219H219V215H218V217H217ZM216 217H215V219H217ZM222 218H223V216H222ZM195 219V218H194ZM214 219V218H213ZM217 219V220H218ZM136 220V221H135ZM137 220H138V223H136L137 222ZM151 220V219H150ZM204 220V221H203ZM220 221H221V219H219ZM218 220V221H219ZM140 222H142V223H140ZM145 223V224H144ZM217 223V226H216V228H219V230L218 229H216L215 228V236L214 237H212L213 239L210 241V240H208V242L210 243V246H212V247H209V249L210 250H206V253H205V251H202L204 254H206L207 255V257H208V259H209V263L208 264H224L223 262V257H234V258H236V264H252V262L254 263L255 262V264H257V263H259V257H260V253L261 252H263V249H259V248H257L256 246V244H257V242L256 241H259L260 240V238H256L252 243H250V242H248V244H247V242L246 243H242V245L239 243L238 244V249L236 248H232V250H228V252L226 251V252H224V253H220V249H221V247H222V245L224 244V229H223V231L222 230H220V229H222L223 228V226H224V224H225V222H224V220L222 219V224L221 225H223L222 227L220 226V223L219 222H216ZM218 223H219V225H218ZM141 224V225H140ZM157 224V225H156ZM154 223V227L152 226V229L154 230V231H158V230H160L161 228H162V226L161 225H163L162 223ZM116 224H113V227L115 226ZM147 225V226H146ZM156 225V226H155ZM159 225H160V227H159ZM138 226V227H137ZM142 226H144V227H142ZM158 226V227H157ZM220 226V227H219ZM156 227L158 228V229H156ZM155 228V229H154ZM242 228V227H241ZM240 228V229H241ZM240 229H238L240 232H242L243 231V229L242 230H240ZM103 240H105L104 238H100V239H98L97 241L98 242H100V243H102L103 242ZM261 241V240H260ZM209 243H208V245H209ZM253 243H254V245H253ZM261 243V242H260ZM262 244V243H261ZM264 244V243H263ZM240 246L242 247V248H240ZM219 247V248H218ZM216 248V249H215ZM213 249V250H212ZM234 249H235V251H234ZM248 252H247V251ZM253 250H255V252L257 251V253H252V251ZM237 251V252H236ZM242 252V253H238V252ZM249 251H250V254H249ZM246 252V253H245ZM229 253V254H228ZM232 253V254H231ZM243 253H245V254H243ZM241 254V255H240ZM247 255V256H246ZM240 256V257H239ZM212 257V258H211ZM220 257H222V258H220ZM211 258V259H210ZM243 258V259H242ZM243 260V261H242ZM238 261V262H237ZM177 263H179V264H188L187 262H183L182 261V263L179 261V262H176V264ZM3 264H5V262L3 263Z\"/></svg>",
	"mask_w": 264,
	"mask_h": 264
}]
</instances>
